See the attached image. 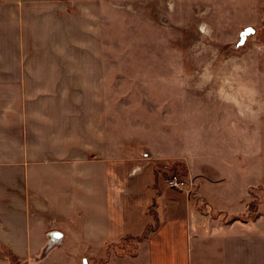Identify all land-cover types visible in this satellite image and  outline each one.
Here are the masks:
<instances>
[{
	"label": "crops",
	"instance_id": "crops-1",
	"mask_svg": "<svg viewBox=\"0 0 264 264\" xmlns=\"http://www.w3.org/2000/svg\"><path fill=\"white\" fill-rule=\"evenodd\" d=\"M166 1L0 0V264H36L48 232L63 242L38 264L131 244L114 264H264V161L253 179L244 147L204 163L169 93L184 86L153 78L152 49L117 46Z\"/></svg>",
	"mask_w": 264,
	"mask_h": 264
},
{
	"label": "rangeland",
	"instance_id": "rangeland-1",
	"mask_svg": "<svg viewBox=\"0 0 264 264\" xmlns=\"http://www.w3.org/2000/svg\"><path fill=\"white\" fill-rule=\"evenodd\" d=\"M167 4L168 10L153 2L131 14V23L120 24L122 39L117 46L152 49L153 78L167 74L170 82L184 86L170 87L169 93L184 96L183 138H195L204 163L220 165L228 150L234 154L244 147L253 179L264 161V0H175ZM248 27L254 34L238 47L239 35ZM172 175L186 179L182 172L171 170L164 177L167 180ZM151 232L148 229L146 234ZM137 250L133 244L111 247L105 264ZM64 257L62 253L61 259L42 264H64L60 261Z\"/></svg>",
	"mask_w": 264,
	"mask_h": 264
},
{
	"label": "water",
	"instance_id": "water-1",
	"mask_svg": "<svg viewBox=\"0 0 264 264\" xmlns=\"http://www.w3.org/2000/svg\"><path fill=\"white\" fill-rule=\"evenodd\" d=\"M254 34V29L248 27L245 28L239 35V42L238 47L242 46L246 39ZM47 243L42 250L39 259L36 261V263L41 262L45 260L48 255L55 250L56 248L60 247L63 242V235L60 232H50L47 234Z\"/></svg>",
	"mask_w": 264,
	"mask_h": 264
},
{
	"label": "built area",
	"instance_id": "built-area-1",
	"mask_svg": "<svg viewBox=\"0 0 264 264\" xmlns=\"http://www.w3.org/2000/svg\"><path fill=\"white\" fill-rule=\"evenodd\" d=\"M166 186L174 191H180L189 194L194 187L190 181L178 177L177 175L170 176L166 181Z\"/></svg>",
	"mask_w": 264,
	"mask_h": 264
}]
</instances>
